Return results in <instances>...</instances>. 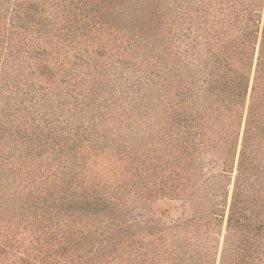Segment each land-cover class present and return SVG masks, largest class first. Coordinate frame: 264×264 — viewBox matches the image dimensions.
Returning <instances> with one entry per match:
<instances>
[{
  "label": "trees",
  "instance_id": "trees-1",
  "mask_svg": "<svg viewBox=\"0 0 264 264\" xmlns=\"http://www.w3.org/2000/svg\"><path fill=\"white\" fill-rule=\"evenodd\" d=\"M128 2L0 0V264H264V0Z\"/></svg>",
  "mask_w": 264,
  "mask_h": 264
},
{
  "label": "rangeland",
  "instance_id": "rangeland-1",
  "mask_svg": "<svg viewBox=\"0 0 264 264\" xmlns=\"http://www.w3.org/2000/svg\"><path fill=\"white\" fill-rule=\"evenodd\" d=\"M142 0H129L128 4H127V7H128V10L126 9V6H123L122 4L119 6H117L116 8V13H114L113 15L110 16V18H118V19H121L122 16H126V15H131L134 13V9L135 8H138V6H140V3H141ZM154 3L157 2V0H152ZM117 10H118V13H117ZM167 206H170V205H166V203L164 204L163 202L160 203L158 206H157V210L158 211H163L164 208H166Z\"/></svg>",
  "mask_w": 264,
  "mask_h": 264
}]
</instances>
